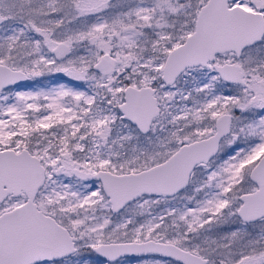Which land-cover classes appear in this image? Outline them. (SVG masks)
<instances>
[{
	"label": "snow or ice",
	"instance_id": "6c2138e0",
	"mask_svg": "<svg viewBox=\"0 0 264 264\" xmlns=\"http://www.w3.org/2000/svg\"><path fill=\"white\" fill-rule=\"evenodd\" d=\"M264 264V0H0V264Z\"/></svg>",
	"mask_w": 264,
	"mask_h": 264
},
{
	"label": "rangeland",
	"instance_id": "374dc122",
	"mask_svg": "<svg viewBox=\"0 0 264 264\" xmlns=\"http://www.w3.org/2000/svg\"><path fill=\"white\" fill-rule=\"evenodd\" d=\"M131 264H138V261L133 260V261L131 262Z\"/></svg>",
	"mask_w": 264,
	"mask_h": 264
}]
</instances>
